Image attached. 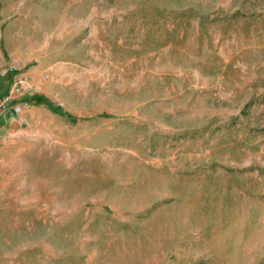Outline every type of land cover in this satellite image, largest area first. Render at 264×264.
<instances>
[{
	"label": "rangeland",
	"instance_id": "1",
	"mask_svg": "<svg viewBox=\"0 0 264 264\" xmlns=\"http://www.w3.org/2000/svg\"><path fill=\"white\" fill-rule=\"evenodd\" d=\"M12 54L0 264H264V0H0Z\"/></svg>",
	"mask_w": 264,
	"mask_h": 264
},
{
	"label": "built area",
	"instance_id": "2",
	"mask_svg": "<svg viewBox=\"0 0 264 264\" xmlns=\"http://www.w3.org/2000/svg\"><path fill=\"white\" fill-rule=\"evenodd\" d=\"M27 67L28 61L17 54L10 55L0 65V76L8 78L9 81L7 89L0 96V114H8L17 120L19 128L14 131L15 136L21 135L23 127L28 125L27 110L34 103L30 97L41 94L39 82L48 78L46 73H41L39 81H34ZM9 136L6 131H1L0 141L7 140Z\"/></svg>",
	"mask_w": 264,
	"mask_h": 264
},
{
	"label": "crops",
	"instance_id": "3",
	"mask_svg": "<svg viewBox=\"0 0 264 264\" xmlns=\"http://www.w3.org/2000/svg\"><path fill=\"white\" fill-rule=\"evenodd\" d=\"M8 57H9V56H8ZM8 57H7V58H8ZM7 58L2 59V60L0 61V65L4 64V63L7 61ZM28 73L30 74V76L32 77V79H33L34 81H36V80L34 79L33 74H31L30 72H28ZM36 82H38V81H36ZM8 83H9L8 78L0 76V96H1V95L5 92V90L7 89V87H8ZM39 85H40V87H41V82H39ZM43 87H44V86H43ZM42 94H43V93H42ZM34 113H35V110H34ZM6 116L9 117L8 114H0V129L3 128V126L7 125V124H5V123L3 122V121L6 120ZM5 122H6V121H5ZM0 166H1V165H0Z\"/></svg>",
	"mask_w": 264,
	"mask_h": 264
},
{
	"label": "trees",
	"instance_id": "4",
	"mask_svg": "<svg viewBox=\"0 0 264 264\" xmlns=\"http://www.w3.org/2000/svg\"><path fill=\"white\" fill-rule=\"evenodd\" d=\"M38 96V97H37ZM37 96H31L30 99H32L35 102H39L41 100V98L39 97V95ZM56 108H60L58 105H55Z\"/></svg>",
	"mask_w": 264,
	"mask_h": 264
}]
</instances>
